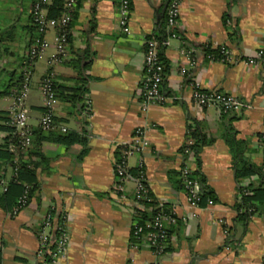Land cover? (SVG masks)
Returning <instances> with one entry per match:
<instances>
[{
	"label": "crops",
	"instance_id": "1",
	"mask_svg": "<svg viewBox=\"0 0 264 264\" xmlns=\"http://www.w3.org/2000/svg\"><path fill=\"white\" fill-rule=\"evenodd\" d=\"M120 1L77 0L69 58L53 68L58 88L55 120L85 141L70 146L41 142L44 160L30 158L37 184L28 205L15 215L0 207V264H41L37 235L48 214L56 222L67 219V254L58 264L155 261L145 244L131 238L141 210L134 201L132 174L139 159L153 205L172 208L177 217L168 227L161 264H264V207L247 220L240 218L238 182L223 137L230 125L234 139L244 143L248 162L264 166L259 138L264 130V60L255 66L243 63L264 46V0H184L175 37L162 48L165 103L146 113L140 111L137 97L144 46L146 40L166 34L168 0H130L126 33L119 25ZM32 3L0 0V92L9 87L0 95V123L9 117L10 92L38 35L30 19ZM46 38L51 41L52 34ZM221 46L229 50L232 62L208 58V49L217 52ZM87 52L90 63L84 73L78 62ZM53 53L48 49L46 58ZM47 68L40 61L33 70L27 98L32 130L38 129L42 114L39 85ZM195 83L202 90L235 96L250 108L232 115H222L216 106L198 110L192 98ZM194 121L202 139L196 162L183 152L195 143L194 127L190 129ZM137 128L145 130L147 145L128 158L129 177L119 194L114 169ZM6 136L0 131L2 140ZM187 163L211 192V205L189 206L180 181ZM11 177V164L0 159V193ZM240 181L252 188L258 185L255 176Z\"/></svg>",
	"mask_w": 264,
	"mask_h": 264
},
{
	"label": "built area",
	"instance_id": "2",
	"mask_svg": "<svg viewBox=\"0 0 264 264\" xmlns=\"http://www.w3.org/2000/svg\"><path fill=\"white\" fill-rule=\"evenodd\" d=\"M61 2V13L55 18L49 16V7L52 4V0H33L31 6L30 19L38 35L32 39L25 53L20 67V81L10 93L9 117L4 123L5 126L12 130L11 134L14 141L9 145V150L16 157L26 156L32 145L33 130L29 125L30 110L27 106V98L32 83L34 66L40 61H45L48 68L42 76L39 85L42 114L38 120V129L45 133L50 131L67 132L65 127L55 122L56 92L53 68L69 58L70 26L76 12L77 0H61ZM183 2L184 0H168L165 13V30L167 34L165 38L162 41L155 39L145 41L143 77L137 88V97L142 113H146L151 106H161L165 103L162 90L164 64L160 59V50L168 45L170 37H175L173 30L178 24ZM130 5V0L120 1L119 25L124 33L128 30ZM49 33L52 34L51 41L46 38ZM50 48L54 49V53L46 58V52ZM263 52L264 46L254 56L244 59L243 63L247 66L257 65L262 59ZM217 54V58L212 55H209L208 58L224 63L233 61L229 50L225 46L219 47ZM192 98L198 110L216 106L223 112L238 113L250 108L248 102L230 94L215 90H202L198 83L193 85ZM261 139L264 140V130L261 133ZM1 143L2 139L0 138ZM146 145L145 130L143 128L135 129L130 145L125 148L120 161L114 169L115 189L119 194L123 191V182L129 177L128 158L141 153ZM183 152L185 155H189L191 152L190 146H186ZM14 163L12 175L15 177L18 170L17 159L14 160ZM180 174L189 206L198 208L200 206V185L192 177V170L188 163L182 167ZM134 184V201L143 210L145 209V204L152 203V200L149 196L144 164L141 159H139L136 166ZM28 191L29 187L25 186L23 194L17 200L12 215L19 213L28 205L30 200ZM245 194L248 193L245 192ZM206 204L211 205L212 201L207 200ZM148 210L152 211V208H148ZM247 212L249 218H251L254 210L250 207ZM66 221L67 219L63 218L58 223L50 214L46 215L42 220L37 235L38 250L36 252V257L41 264H58L66 257L69 243ZM176 222L177 217L172 208L169 209L163 205H157L149 221L143 224L135 222L132 225V240L136 244H145L156 258L151 264H161L159 258L166 252L168 246V227ZM219 222L221 223V221Z\"/></svg>",
	"mask_w": 264,
	"mask_h": 264
},
{
	"label": "trees",
	"instance_id": "3",
	"mask_svg": "<svg viewBox=\"0 0 264 264\" xmlns=\"http://www.w3.org/2000/svg\"><path fill=\"white\" fill-rule=\"evenodd\" d=\"M62 8V2L61 0H52V4L49 7V16L50 17H58L61 13ZM166 34H163L160 36H156L155 40L162 41L165 38ZM207 53L209 55H212L217 58V52L212 51L210 49L207 50ZM162 54V48L160 50V59ZM264 60V52L262 55V59ZM162 61V59H161ZM90 63V54L87 52L83 59L81 58L78 62L79 71H84L87 69L88 65ZM166 72V68H164V74ZM87 77V76H86ZM81 80H85V77L82 75ZM20 81V76L15 84V86L12 88V90L18 85ZM9 87H6L4 91L0 92V95H4L7 93ZM57 85L55 83V92L57 97ZM11 90V91H12ZM83 90V87L80 89ZM84 92V91H82ZM11 93V92H10ZM62 95V93H61ZM80 95V94H79ZM222 115H232L235 113L230 112H223L220 110ZM3 122L0 123V131H3L7 133V136L2 140V143L0 144V159L4 160L7 163H10L13 167L15 166L14 160L17 159V174L14 177L12 175L11 179L6 185V188L3 189V191L0 193V207L6 211H9L11 214L13 212V209L15 208L17 204L18 198L23 194L25 186L29 187V197H31L32 188L37 184V178L35 174L34 168H32V164L30 162V158L32 156H37L40 158L41 161L44 160L43 156L40 153V144L42 141H51L54 143L63 144L65 146H70L75 143H84V138H82L80 135L76 133H61L60 131H50V132H42L40 129L33 130V136H32V145L29 149L26 156L22 157H16V155L13 152H10L9 145L11 142L14 141V138L12 137V130L5 126L4 123L7 121V119L2 120ZM57 123V121L55 120ZM58 124V123H57ZM194 127V130L191 134V136L194 138L195 143L190 147V154L186 155L187 158H192L195 162L198 161L197 159V153L200 150L202 139L199 136L197 132V123L196 121L192 124ZM224 140L226 144L228 145L230 154L233 159V168L235 171V177L238 182V188H239V202L236 205V208L240 213V218L242 220H247L249 218V214L247 210L251 207L254 210V213L260 208L264 207V166H255L248 162V160L244 157V143L241 141H237L233 137L232 128L230 125L226 127V131L224 133ZM260 141L264 150V140L261 139L260 135ZM133 176L136 175V170L132 172ZM255 176L258 179V185L254 188L251 187L250 184L244 185L241 183L240 180ZM192 177L197 180V182L200 185V202L199 205L206 204L207 200L212 201L213 203V196L211 192L207 189L205 186L204 180L196 176L195 172H192ZM180 181L182 188L183 182L182 177L180 174ZM247 192L248 194H245ZM152 208V211H147L148 208ZM155 206L153 203L145 204V209L138 211L137 216L138 217V223L143 224L147 221H149L154 212H155ZM167 208V207H165ZM253 213V214H254ZM59 221L58 223H60Z\"/></svg>",
	"mask_w": 264,
	"mask_h": 264
},
{
	"label": "rangeland",
	"instance_id": "4",
	"mask_svg": "<svg viewBox=\"0 0 264 264\" xmlns=\"http://www.w3.org/2000/svg\"><path fill=\"white\" fill-rule=\"evenodd\" d=\"M29 94H30V93H29ZM29 94H28V95H29Z\"/></svg>",
	"mask_w": 264,
	"mask_h": 264
}]
</instances>
